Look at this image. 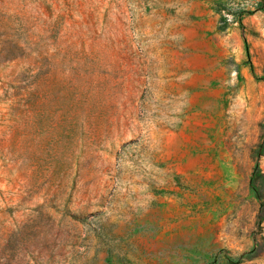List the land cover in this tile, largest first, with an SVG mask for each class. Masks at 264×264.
I'll return each instance as SVG.
<instances>
[{
	"label": "rangeland",
	"instance_id": "obj_1",
	"mask_svg": "<svg viewBox=\"0 0 264 264\" xmlns=\"http://www.w3.org/2000/svg\"><path fill=\"white\" fill-rule=\"evenodd\" d=\"M243 1L0 0V264H264Z\"/></svg>",
	"mask_w": 264,
	"mask_h": 264
},
{
	"label": "built area",
	"instance_id": "obj_2",
	"mask_svg": "<svg viewBox=\"0 0 264 264\" xmlns=\"http://www.w3.org/2000/svg\"><path fill=\"white\" fill-rule=\"evenodd\" d=\"M243 3L245 4V0L243 1ZM243 5V7H240V5H236L235 3H231V4H226L225 6L229 9L231 8L233 10V12L236 13H231L229 12L226 8L221 10V14L223 15V17L225 18L226 21H233L235 20L236 22L239 21L243 15L245 14V5ZM230 9V10H231ZM238 12V14H237ZM244 12V13H243ZM235 22V23H236ZM237 24V23H236Z\"/></svg>",
	"mask_w": 264,
	"mask_h": 264
}]
</instances>
